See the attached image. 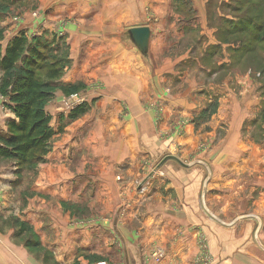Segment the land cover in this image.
Instances as JSON below:
<instances>
[{
	"label": "rangeland",
	"instance_id": "obj_1",
	"mask_svg": "<svg viewBox=\"0 0 264 264\" xmlns=\"http://www.w3.org/2000/svg\"><path fill=\"white\" fill-rule=\"evenodd\" d=\"M139 6L143 12L140 22L151 25L152 36L159 37V52L154 50L157 66L161 70L175 63L174 75L165 74L174 85L166 83L162 88L163 96L165 99L177 95L193 96L194 108L192 112L184 111V106L191 104L189 99L186 104L182 103L183 109L175 112L170 106L172 103L169 105L159 100L155 92H149L153 94L148 93L149 97L141 108L151 118L152 138L145 141L151 151L137 157L138 169L133 172L115 170L97 174L92 171L81 173L82 168L87 169L88 166L80 163V157L83 155L85 158L92 151V144L86 142V136L92 132L94 121L86 122L84 119L88 118L97 100L93 99L94 91L102 88L103 84L92 80L62 81L71 61L62 31H56L57 40L54 42L55 34L50 40L43 32L33 30L42 25L43 13L48 16V11H42V0H0L2 51L17 35H24L28 40L42 37L51 43L58 42L60 55L68 61L64 74L53 84L50 97L44 104L52 118L49 125L54 130L49 151L41 159L28 163L18 162L16 157H0V178L1 171L9 172L5 174L9 180V183L5 182V196L2 194L0 197L1 205L4 202L9 213H6V219L0 215V226L3 230L8 228L16 246L41 264H127L122 240L115 231L116 211V228L119 231V225L127 223L120 224L125 216L133 213V218L140 223V216L155 210L159 198L168 208L187 206L199 211L193 214L199 221L190 228L195 232L191 264H225L218 260L216 253L231 240L240 244L234 255L236 258L232 259L234 264H264V248L255 240L257 218H241L232 225H223L206 212L201 196L197 198L195 179H200L203 185L208 177L203 165L184 167L172 160L180 172L167 162L154 170L165 155L177 156L184 163L201 160L207 164L210 154L215 151L218 157H213V160H221L219 152L224 155L228 150L225 137L229 126L234 125L233 129H238V124H242L238 129L242 141L249 150L258 147L259 152L257 155L254 151L252 156L251 153L239 156L242 149L233 148L229 153L234 154V163L215 167L207 164L211 175L205 182L204 201L210 212L225 223L242 215H257L261 220L258 239L264 246V49L253 26V23H264V0H140ZM58 19L63 26H70L75 20L71 13ZM130 22H134L132 17L126 23ZM3 75L0 71V83ZM72 86L78 90L67 93ZM212 87L217 89L212 91ZM209 92L210 97L206 96ZM73 95L74 103L66 107L63 102ZM57 98L62 106L55 110L53 106ZM6 101L7 97L0 92L1 111L4 112H0V137L8 136V125L15 118ZM222 104V110L229 114L223 118L219 116ZM82 105H86L87 111L71 118V111ZM237 105L238 110L232 109ZM242 106L252 109V113L240 121L242 116L238 112L245 110ZM233 111H237V115ZM190 126H193L192 133L196 136L194 144L187 143L186 134ZM73 134L79 137L77 146L68 149L73 159L64 163L76 170L71 173L74 177L71 183L78 189L75 188L68 198V175H56L53 171L56 167L54 157L65 153L64 141ZM0 144H3L1 140ZM254 158L257 161H252ZM213 169L217 170L218 179L213 180ZM151 171L154 173L141 185ZM185 175L189 188L183 186L185 183L179 184L180 177ZM105 176L106 190L98 185ZM228 176L231 180H227ZM202 188L198 192L200 195ZM127 194H135V199ZM105 199L106 205L101 204L100 200ZM233 226L232 230H226ZM183 229L185 226L175 229L176 233L168 236L161 233L159 236L174 239L182 235ZM60 238L67 242L63 241L66 249L59 256ZM145 247L137 244L144 264H165L166 250L159 241L148 242ZM156 249L163 252L159 258L152 255Z\"/></svg>",
	"mask_w": 264,
	"mask_h": 264
},
{
	"label": "crops",
	"instance_id": "obj_2",
	"mask_svg": "<svg viewBox=\"0 0 264 264\" xmlns=\"http://www.w3.org/2000/svg\"><path fill=\"white\" fill-rule=\"evenodd\" d=\"M139 1L140 0H42V11H48V16L45 17L43 13L42 25H40V28L33 30L37 31L36 33L43 32L50 40L56 36L54 42L57 40L56 31H62L64 39L67 40V42H65L66 48L69 55H71V61L67 66V71L61 78L62 81L64 83H72L76 80H83L85 82L92 80L94 82L99 81L103 84L102 88L94 91L93 99L96 98L97 100L88 113V118L86 116V119H84L86 122L94 121V127L92 128V132L88 133L86 136V142L92 144V151L89 150L90 152L85 158L83 155L80 157V163H84L83 165H85V167L88 166V168H82L81 173H90V171H92L97 174H105V172L110 173L115 172V170H124L126 173H129L135 171V168L138 169L137 157L140 156L141 153H148L151 151V148L147 145L149 142L147 139L152 138V135H150L151 127L149 125L151 123V118L149 116L150 114L144 113L141 108L149 97V92H155L159 100H163L169 105L172 103L170 106H172L175 112L181 108L183 109L184 105H182V103L186 104L185 101L189 99L191 104L189 106L186 104L184 106V111L192 112L194 108L192 107L194 104L193 96L183 97L177 95L168 99H165L163 96L162 88L166 86L165 84L169 83V85H174L171 79L165 74L174 75L175 69L173 66L175 63L161 70L157 66L154 50L157 49L159 52L157 48L158 44L160 46V41L157 44L159 37L152 36V34L150 36L149 52L151 56L149 61L139 53L128 38H125L124 32L126 29L132 26H142L146 24L140 22L143 12L139 6ZM70 13L72 18L75 19L74 22L70 23V26L61 25L58 22V18L64 17ZM130 17L134 19V22L127 24L126 22ZM123 23L126 25L122 27ZM149 26L152 30V26ZM53 34L55 35L51 36ZM199 34L201 35L204 33ZM216 89L217 88L212 87V91ZM206 96L210 97L211 92L206 94ZM60 106H62V102H59L57 98L53 109L57 110ZM124 107H126V109H124ZM222 108L223 104L219 108V116L223 118L229 114L222 110ZM241 108H243V106ZM2 109L0 104L1 114L4 113L1 111ZM232 109L238 110L239 105H237V108ZM243 109L245 110L238 112L242 116H239L240 121H242L245 116L247 117V115L252 113V109ZM233 112L234 115H237V111ZM235 119L236 117L234 121ZM213 123H215V120L212 124ZM238 125L240 128L242 124L239 123ZM238 125L236 126L238 127ZM233 126L234 125L229 126V132L225 137L227 141L225 147H227L228 150L224 151L226 152L224 155L221 154L223 152H219V157L221 158L219 161L213 160V157H218L214 151V153L209 156L208 165H213L215 167V165L220 166V164L224 165L227 162L234 163L232 162L234 160V154L229 153L233 148L242 149L239 156L249 153H251L252 156L254 155V151L256 155L257 152H259L257 151L258 147H252V149L249 150V146H247L240 137L239 128L233 129ZM211 127L215 129L212 125ZM188 129L189 131L186 134L188 138L187 143L189 141L194 144L196 136L192 133L193 126H190ZM78 139L79 137L75 134L68 135V138L64 141L66 145L65 153H59V157H54L56 167L53 171L56 175H68L67 181L69 183L66 185L68 191L66 197L68 198L71 197V193L75 191V188L78 189V187H72L71 183L74 180L71 173H75L76 170L73 167L70 168L69 165H65L64 162H70V160L73 159L68 149L72 148L74 145L77 146ZM80 149H76L77 152L81 151ZM81 153H83V151ZM254 160L257 161L255 158L252 161ZM166 162L167 164H171L176 171L180 172L179 167L175 166L176 164H174L172 160H167ZM95 166H97V168ZM73 170L75 171L73 172ZM215 170L212 173L213 180L219 178V174L217 170ZM8 173L9 172L1 171L0 197L2 194L5 196V182L7 181V183H9V180H6L8 179V175L5 174ZM102 179V183L99 180L98 185H100V188L106 190L108 187V183L106 184L104 181L106 176L102 177ZM229 179L231 180V176L227 177V180ZM2 180L4 181L2 182ZM186 180V175L180 177L179 184L180 182L183 184L185 183L183 186L189 188L186 184L188 180ZM194 182V191H197V198H200L201 195L198 194V192H201V180L199 179L197 181L195 179ZM175 183L176 182H174V184ZM56 187L59 189L58 183ZM63 188L64 187L61 189ZM119 194L117 196H119ZM129 195L135 199V194H127L128 197H130ZM2 200H5V198ZM157 200L160 203H157L155 210L148 211L144 215L142 214L140 216L142 219L139 220L140 223L133 218V213H129L124 217L123 223H120L125 224L124 222L126 221L127 223L125 226L119 225V231L123 233L122 235L120 233V235L124 239L128 262L130 264H144L139 257L140 252L137 248V244L140 243L144 245V248H147L145 246L148 242L156 240L157 242L159 241L160 246L164 247L166 250L165 264H191L193 262V253L195 250V232L190 228L199 221L197 217L195 218L193 216V214L199 213L198 209H192L187 206L168 208L159 198H157ZM100 202L106 205L107 199L104 201L100 200ZM197 202L198 201H196V203ZM1 203L0 201V215L2 214L3 218L6 219V213L9 212H7L5 203L3 202V205H1ZM117 213L118 211H116V214ZM184 226L185 230H182V235H178V237H174V239L159 236L161 233H163L164 236L176 233L175 229L179 227L184 228ZM233 228L234 226L226 230H232ZM7 229L8 228L3 230L0 226V264H41L39 260L28 255L21 247L16 246L14 237H12L11 232ZM158 229L160 230L158 231ZM66 238H68V236ZM63 241L66 240H63V238H60V241L58 240L59 256L62 255V252L66 249L63 246ZM239 245V242H235V240H231L227 245L224 244V246L220 248L221 250L216 253L218 260L223 261L225 264H234L232 259L236 258L234 255L237 246L240 247ZM249 255H251V257L254 256L251 252ZM257 256L259 257V255Z\"/></svg>",
	"mask_w": 264,
	"mask_h": 264
},
{
	"label": "trees",
	"instance_id": "obj_3",
	"mask_svg": "<svg viewBox=\"0 0 264 264\" xmlns=\"http://www.w3.org/2000/svg\"><path fill=\"white\" fill-rule=\"evenodd\" d=\"M253 26L264 49V23ZM10 42L3 51L0 48V71L4 74L0 92L7 97L6 106L15 118L8 125V136L0 137V157H16L18 162L28 163L49 151L54 130L44 104L68 61L60 55L58 42L51 43L42 37L28 40L24 35L13 37ZM77 90L72 86L67 93ZM86 111V105H82L69 115L73 118Z\"/></svg>",
	"mask_w": 264,
	"mask_h": 264
},
{
	"label": "water",
	"instance_id": "obj_4",
	"mask_svg": "<svg viewBox=\"0 0 264 264\" xmlns=\"http://www.w3.org/2000/svg\"><path fill=\"white\" fill-rule=\"evenodd\" d=\"M151 34H152V30L150 28L149 25H142V26H132L128 29L125 30L124 32V36L125 38H128L129 41L136 47V49L139 51V53L142 54V56L147 59L149 61L150 59V52H149V48H150V40H151ZM167 160H174L178 163H180L182 166L184 167H191L193 166L194 164H201L205 167L206 171H208V177L207 179L205 180V182L208 180V178H210V175H211V170L210 168L208 167V165L201 161V160H194V162L192 163H184L180 158H178L177 156H173V155H165L164 158L161 160V162L159 163L158 166H156L154 168V170L157 169V167H159L160 165H163L164 162H166ZM153 170V171H154ZM153 171L150 172V175H148V177H146V179H144V181L141 183V185L143 183L146 182V180H148V178L154 173ZM203 183V189H202V195H201V201L203 203V206H204V209L206 210V212L211 215L212 217H214L219 223L223 224V225H232L234 224L235 222H237L239 219L241 218H247V217H253V218H257L258 220V226H257V230H256V234H255V240L256 242L264 248V246L260 243L259 239H258V230H259V227L261 225V220L260 218L256 215V216H253V215H242L240 218H237L231 222H223L219 217H217L216 215H214L212 212H210V210L207 208L206 204H205V201H204V193H205V189H206V183ZM117 214L115 216V231L116 233H118L117 231V228H116V224H117ZM118 235L120 236L121 240L123 241V248L125 250V263L127 264H130L128 262V259H127V254H126V248L124 246V239L123 237L120 235V233H118Z\"/></svg>",
	"mask_w": 264,
	"mask_h": 264
},
{
	"label": "built area",
	"instance_id": "obj_5",
	"mask_svg": "<svg viewBox=\"0 0 264 264\" xmlns=\"http://www.w3.org/2000/svg\"><path fill=\"white\" fill-rule=\"evenodd\" d=\"M74 95L72 96V98L66 99L63 104L68 107V106H72V104L74 103ZM153 253V254H152ZM151 254L155 257V258H159L160 256L163 255V252H161L160 249H156L152 252Z\"/></svg>",
	"mask_w": 264,
	"mask_h": 264
}]
</instances>
